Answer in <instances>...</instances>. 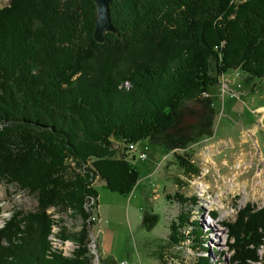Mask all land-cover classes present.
<instances>
[{"label":"trees","instance_id":"trees-1","mask_svg":"<svg viewBox=\"0 0 264 264\" xmlns=\"http://www.w3.org/2000/svg\"><path fill=\"white\" fill-rule=\"evenodd\" d=\"M105 1L114 31L100 42L93 0H0V184L14 183L38 203L0 229V264H91L93 182L131 194L139 174L127 146L150 140L185 149L214 132L213 91L222 75L234 70L264 81V0ZM174 155L180 171L173 178L183 188L202 169ZM174 197L196 210V198ZM50 208L79 216L80 232L66 235ZM189 212L172 222L160 262L175 258L185 228L205 245ZM157 223L143 214V228ZM55 224L62 240L80 247L71 259L49 250ZM225 228L230 263L264 264V208L245 206Z\"/></svg>","mask_w":264,"mask_h":264},{"label":"rangeland","instance_id":"rangeland-1","mask_svg":"<svg viewBox=\"0 0 264 264\" xmlns=\"http://www.w3.org/2000/svg\"><path fill=\"white\" fill-rule=\"evenodd\" d=\"M222 79L226 82L225 88L219 83ZM213 93L216 118L210 136H202L187 144L185 149L173 150H167L162 144H152L150 140L142 141L137 149L147 148L144 160L126 148L139 174V182L130 195L110 192L103 183L93 182L99 193L97 202L93 198L86 205L93 220L86 248L92 255L91 264H199L202 256L208 257L207 264H232L229 259L234 252L227 246L225 223H234L245 206L255 211L264 208V186L261 184L264 179V81L248 80L245 74L231 70L218 79L217 90ZM191 117L189 115L184 121ZM174 152L202 169L200 177L183 188L177 187L173 178L180 171ZM174 194L196 198V210L189 212L174 199ZM37 206L36 198L27 190L2 182L0 229L13 213L31 214ZM145 212L158 217V223L151 230L141 224ZM187 212L190 213L189 222L201 225L205 245L195 242L194 227L185 228L181 234L186 238L184 244L173 251L175 258L170 256L166 263L160 262V246L170 237L172 222L177 223L180 213ZM48 213L55 223L61 222L66 235L80 232L83 220L79 216L65 211L57 213L53 208ZM60 226H51L47 237L49 250L71 259L80 247L73 240L61 239ZM258 252L264 253L262 247Z\"/></svg>","mask_w":264,"mask_h":264},{"label":"water","instance_id":"water-1","mask_svg":"<svg viewBox=\"0 0 264 264\" xmlns=\"http://www.w3.org/2000/svg\"><path fill=\"white\" fill-rule=\"evenodd\" d=\"M95 3V37L98 41H103V37L106 33H111L114 31L113 25L111 23V17L109 16L108 4L105 0H93Z\"/></svg>","mask_w":264,"mask_h":264},{"label":"built area","instance_id":"built-area-1","mask_svg":"<svg viewBox=\"0 0 264 264\" xmlns=\"http://www.w3.org/2000/svg\"><path fill=\"white\" fill-rule=\"evenodd\" d=\"M219 83H221V85H223L224 88L226 87L225 86V83L226 82H224L223 79ZM203 96L209 97V94H207L206 92H204V95ZM137 145L138 144H136V143H133L131 145H128L127 146L128 152H130V153H135L136 152L137 154H139L138 158L141 159V160H144L146 158V156H147V153H146L147 148L146 147H143L141 150H138L137 149Z\"/></svg>","mask_w":264,"mask_h":264},{"label":"bare ground","instance_id":"bare-ground-1","mask_svg":"<svg viewBox=\"0 0 264 264\" xmlns=\"http://www.w3.org/2000/svg\"><path fill=\"white\" fill-rule=\"evenodd\" d=\"M262 173H263V171H261L259 174H258V177L260 176L261 177V175H262ZM261 184L264 186V179L261 181ZM258 184H256V182H255V189H256V191H258Z\"/></svg>","mask_w":264,"mask_h":264},{"label":"crops","instance_id":"crops-1","mask_svg":"<svg viewBox=\"0 0 264 264\" xmlns=\"http://www.w3.org/2000/svg\"><path fill=\"white\" fill-rule=\"evenodd\" d=\"M237 73H238V72H237ZM144 146H145V145H144ZM176 153H177V152H176ZM177 154H178V153H177ZM98 206H99V205H98ZM99 208H100V207H99ZM99 208H98V209H99Z\"/></svg>","mask_w":264,"mask_h":264}]
</instances>
